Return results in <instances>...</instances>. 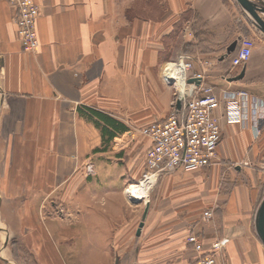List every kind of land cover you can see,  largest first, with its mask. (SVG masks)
I'll return each instance as SVG.
<instances>
[{"label":"crops","instance_id":"1","mask_svg":"<svg viewBox=\"0 0 264 264\" xmlns=\"http://www.w3.org/2000/svg\"><path fill=\"white\" fill-rule=\"evenodd\" d=\"M35 1L38 47L26 52L17 11L0 0V264H117L115 250L130 243L128 188L150 146L139 130L175 107L167 65L185 58L203 82L264 101V39L242 66L231 65L237 44L227 47L244 37L245 23L231 0ZM91 110L126 130L104 141ZM223 111L218 163L162 176L200 178L197 207L214 212L199 233L206 246L225 240L219 264H264L254 225L264 118L255 135Z\"/></svg>","mask_w":264,"mask_h":264},{"label":"built area","instance_id":"2","mask_svg":"<svg viewBox=\"0 0 264 264\" xmlns=\"http://www.w3.org/2000/svg\"><path fill=\"white\" fill-rule=\"evenodd\" d=\"M10 2L17 11L16 34L21 46L26 52H34L38 47L36 20L39 4L35 0ZM253 48L252 39L240 38L231 65L242 66L250 58ZM172 64L168 75L172 77L176 89L175 107L164 120L139 130L150 140L139 184L152 177L156 182L160 176L178 168L195 170L217 164L221 126L216 111L222 104V116L226 121L242 126L250 124L255 135L260 133L259 122L264 118L263 99L246 89H219L203 82V75L194 72L193 63L185 58ZM191 78L198 81L189 82ZM212 216L211 209L202 213L206 221ZM185 242L194 255L189 264H219L225 240L216 239L206 246L199 232H191Z\"/></svg>","mask_w":264,"mask_h":264},{"label":"rangeland","instance_id":"3","mask_svg":"<svg viewBox=\"0 0 264 264\" xmlns=\"http://www.w3.org/2000/svg\"><path fill=\"white\" fill-rule=\"evenodd\" d=\"M231 1L236 6L237 14L241 16L243 13L245 23L244 33L241 35L252 39L256 45L260 38L264 39V34L253 25L250 15L245 13L235 0ZM260 15L264 21V14ZM249 25L260 34L259 37L257 33L254 34L248 29ZM136 137V140L140 139ZM138 158L141 159L140 154ZM137 165L134 162L135 171ZM139 176L140 171L134 183L139 182ZM170 176H161L157 179L149 190L147 199L137 200L130 197L131 202L127 198V214L130 215L128 217L132 224L125 241L130 243L125 248L115 250L117 264H187L189 262L191 250L185 243V237L191 232L203 233L208 221L203 220L202 213L207 209L213 212L214 210L205 206L197 207L195 197L200 195L201 189L195 190L194 183L200 180L199 177L193 173L175 178ZM164 177L167 179L160 183ZM146 204H148L147 216L141 233L137 236L136 229Z\"/></svg>","mask_w":264,"mask_h":264},{"label":"water","instance_id":"4","mask_svg":"<svg viewBox=\"0 0 264 264\" xmlns=\"http://www.w3.org/2000/svg\"><path fill=\"white\" fill-rule=\"evenodd\" d=\"M238 6L248 15H250L252 19L253 25L264 34V21L260 14H264V1L263 0H235ZM237 44V40H234L227 47V52H232ZM244 69L237 76L241 78L243 76ZM237 79V78H236ZM189 82L198 81L195 78H191L188 80ZM177 107H179V103H177ZM148 212V204H146L141 221L139 222L138 228L136 229V235L138 236L141 232V228L144 225V219ZM255 231L257 233L258 238L261 243L264 245V196L256 210L255 218H254Z\"/></svg>","mask_w":264,"mask_h":264},{"label":"trees","instance_id":"5","mask_svg":"<svg viewBox=\"0 0 264 264\" xmlns=\"http://www.w3.org/2000/svg\"><path fill=\"white\" fill-rule=\"evenodd\" d=\"M90 113H92L98 119L99 122L97 121L96 125L103 123L101 124V133L102 137H104V141L106 142L112 140L114 136H116L118 133L124 132L127 128L121 122L98 111L91 110Z\"/></svg>","mask_w":264,"mask_h":264},{"label":"bare ground","instance_id":"6","mask_svg":"<svg viewBox=\"0 0 264 264\" xmlns=\"http://www.w3.org/2000/svg\"><path fill=\"white\" fill-rule=\"evenodd\" d=\"M173 64H168L167 67L171 69ZM155 183V178H150L147 182H143L142 184L139 183H132L128 188V193L130 197H133L137 200L144 198L147 199L148 192L152 185Z\"/></svg>","mask_w":264,"mask_h":264}]
</instances>
